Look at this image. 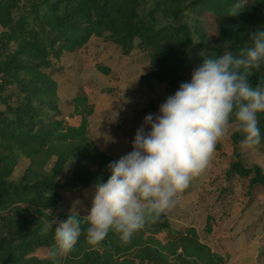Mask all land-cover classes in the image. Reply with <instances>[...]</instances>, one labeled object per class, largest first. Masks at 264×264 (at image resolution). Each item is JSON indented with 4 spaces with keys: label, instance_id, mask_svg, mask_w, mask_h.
<instances>
[{
    "label": "trees",
    "instance_id": "16d2710c",
    "mask_svg": "<svg viewBox=\"0 0 264 264\" xmlns=\"http://www.w3.org/2000/svg\"><path fill=\"white\" fill-rule=\"evenodd\" d=\"M0 0V264H52L47 252L57 222L74 213L58 209L64 189H93L109 176L114 159L88 134L93 107L87 97H75L72 111L62 114L55 66L66 55L85 49L92 39L117 47L123 57L132 52L147 59L140 82L165 85L168 96L190 79L200 59L225 51L234 55L251 45L250 35L264 30V0ZM97 70L108 75L104 67ZM249 82H264V64L253 69ZM163 97L160 104L168 97ZM147 110H154L149 104ZM72 123H71V122ZM230 135L232 157L223 175L224 188L234 181L264 192V169L246 167L236 123ZM264 150V114L259 117ZM28 164L17 179L20 161ZM66 180L62 181L64 174ZM84 215V214H79ZM207 217L204 231L211 234ZM56 224L52 225L54 229ZM82 234L73 249L55 264H226L202 242L191 226L172 227L163 213L127 244L109 233L90 247ZM42 250L44 257L36 252ZM257 264H264V248Z\"/></svg>",
    "mask_w": 264,
    "mask_h": 264
},
{
    "label": "clouds",
    "instance_id": "9594fccd",
    "mask_svg": "<svg viewBox=\"0 0 264 264\" xmlns=\"http://www.w3.org/2000/svg\"><path fill=\"white\" fill-rule=\"evenodd\" d=\"M241 7V0H234L230 12L236 15ZM250 39L251 45L235 55L225 51L201 58L190 79L155 114L145 115L131 150L107 165L106 181L94 184L85 215L47 220L43 231H53L47 252L52 264L73 249L82 224L86 244L95 247L110 232L127 244L146 224L157 222L208 166L230 123H236L242 146L260 144L264 82L253 86L248 78L264 64V30H256Z\"/></svg>",
    "mask_w": 264,
    "mask_h": 264
},
{
    "label": "rangeland",
    "instance_id": "374dc122",
    "mask_svg": "<svg viewBox=\"0 0 264 264\" xmlns=\"http://www.w3.org/2000/svg\"><path fill=\"white\" fill-rule=\"evenodd\" d=\"M55 66L61 69L55 79L59 84L62 114L66 116L72 111L73 98L87 97L93 107L88 119L89 137L114 160L131 150V141L145 115L155 114L160 100L169 94L165 85L140 82L147 68L144 55L132 52L123 57L117 47L95 39L80 52L66 55ZM97 67L107 69L108 75ZM149 104L154 110H147ZM232 131L233 127L228 126L208 166L192 178L165 213L174 229L193 227L201 241L223 257L226 264H257L259 249L264 248V192L253 190L249 195L245 183L234 181L229 192L220 194L225 186L223 175L232 157ZM241 153L246 167L256 165L264 169L263 149L243 146ZM27 164L25 159L20 161L14 180ZM67 177L68 173L64 174L62 181ZM92 194L93 189H64L58 209L85 215ZM207 217L213 219L209 235L204 231ZM36 255L42 258L45 252L39 250Z\"/></svg>",
    "mask_w": 264,
    "mask_h": 264
}]
</instances>
